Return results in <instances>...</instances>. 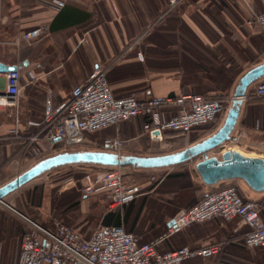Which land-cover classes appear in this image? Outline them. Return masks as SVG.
Listing matches in <instances>:
<instances>
[{"label": "crops", "instance_id": "obj_1", "mask_svg": "<svg viewBox=\"0 0 264 264\" xmlns=\"http://www.w3.org/2000/svg\"><path fill=\"white\" fill-rule=\"evenodd\" d=\"M263 10L264 0H176L174 3L170 0H68L58 12L42 0H0V62L23 65L18 101L21 135H0V171L8 167L15 171L6 179L0 178V185L22 172L24 162H31L21 146L25 137L36 131L28 123L41 120L46 97L50 95L52 105H61L71 88L83 81L95 65L106 68L110 88L117 97L142 88H148L152 95L188 92L217 95L218 91L233 90L235 61L242 59L246 52L264 54V33L252 37L256 32H251L262 29L243 25L252 12ZM38 25L46 27L39 38L20 39L22 32ZM262 61L264 57L249 67L246 61L247 67L239 76ZM29 70L35 76L32 81L27 78ZM253 85L247 88L232 134H244L235 145L254 151L248 155L264 157V98L253 95ZM36 102H41L40 107H36ZM145 120V116L139 115L102 129L105 137L100 145L105 147L106 138L117 137L125 140L121 153L148 155L159 151L164 139L186 147L215 131L188 143L190 134L200 132L205 125L186 136L170 131L143 135ZM54 146L55 143L41 142L43 151ZM209 156L215 155L210 151ZM195 163L190 165L187 161L171 166L174 170L152 187L146 186L148 182L142 184L134 200L115 208L120 225L133 232L140 242L161 235L179 210L201 198L210 189L208 186L221 182L205 184L195 170ZM191 168L194 172L189 173ZM182 172L188 176L175 175ZM223 181L232 182L245 198L264 197L253 198L256 194L264 195V190H252L242 179ZM70 189L73 186L59 191ZM261 218L264 221V205ZM91 231L81 233L88 236ZM245 231L247 226L239 218L216 217L170 235L158 249L223 242L220 255L213 260L216 264H250L245 257L259 248L244 245ZM195 259L201 258L190 260Z\"/></svg>", "mask_w": 264, "mask_h": 264}, {"label": "built area", "instance_id": "obj_2", "mask_svg": "<svg viewBox=\"0 0 264 264\" xmlns=\"http://www.w3.org/2000/svg\"><path fill=\"white\" fill-rule=\"evenodd\" d=\"M42 1L58 12L68 0ZM175 1L170 0L171 3ZM243 25L250 29L264 30V10L252 12L245 18ZM45 30V26H34L22 32L20 39L35 40ZM15 65V70L0 74L1 136L21 135L18 101L22 89L20 81L23 65ZM34 77L29 70L28 81ZM252 93L264 98V78L254 83ZM231 100L232 97L196 92L152 95L148 88L117 97L110 88L106 68L95 65L83 81L71 88L61 105H52L50 95L46 97L41 120L28 123L35 126L36 131L25 137L21 150L24 155L32 158L41 152L42 141L49 144L62 143L65 146L78 145L89 134L139 115L146 117L142 125L143 135L158 130L186 136L195 128L218 121ZM243 136V133H233L230 141L238 143ZM124 143L125 140L117 137L104 140L105 149L117 153L121 152ZM162 147H172L171 142L164 139ZM161 179L152 175L149 182H159ZM80 183L84 198L100 196L101 202H105L109 209L131 202L142 189L141 185L127 182L119 166L88 169L81 176ZM63 184L65 187L74 186L75 180L68 177ZM262 208L260 201L244 199L234 184H223L179 210L182 213L176 216L178 211L172 217L161 235L145 242L138 241L135 234L122 225L100 224L88 236H84L63 222L47 226L20 214L28 225L21 237L14 264H182L194 258L215 259L221 253L223 242H210L196 247L184 244L171 250H160L158 247L170 235L194 223L216 217L223 220L239 218L247 226L243 234L244 245L250 249L264 248Z\"/></svg>", "mask_w": 264, "mask_h": 264}, {"label": "rangeland", "instance_id": "obj_3", "mask_svg": "<svg viewBox=\"0 0 264 264\" xmlns=\"http://www.w3.org/2000/svg\"><path fill=\"white\" fill-rule=\"evenodd\" d=\"M251 32H256L254 33L255 35H252L253 37L263 34L264 30L262 29L260 32L252 30ZM244 33L246 34L245 31ZM242 56V59L235 61V80L238 79L241 71L247 67L245 64L246 61H249V64H247L249 67L255 60L260 61L264 57V54L253 55V53L250 54L246 52L243 53ZM223 95L228 98L232 97V90L223 91ZM43 103L44 102H42V104ZM36 104H38L36 107H40L41 102H36ZM224 114L225 113L221 115L217 122L206 124L200 132L190 134L188 137V143L200 136H204L216 130L221 124ZM104 137L103 131L100 130L88 135L84 142L78 145L65 146L62 143H58L57 147H53L49 151L41 150L38 155L31 158L29 164L24 162L21 167L23 166V169L25 170L37 160L63 150L105 149V147L100 145L102 138ZM171 145L172 147H161L159 151L148 152V154L167 153L185 147V145H180L179 142L171 143ZM236 149H239L246 154L254 153V151L247 150L242 146H236L231 141H226L222 146L212 150L211 154L220 158L222 151ZM196 160H198V158L189 161L190 165H193ZM79 165L82 164L65 165L45 171L4 197V203H0V264L15 263L21 237L28 225L27 221L20 214L44 225L51 222H63L83 234H86L101 224L100 215L105 212L107 208L106 204L105 202L99 201V196L83 197L79 186V178L86 170L90 169V167H82ZM172 168L173 167L160 169H133L132 167H121V172L127 182H133L138 185L148 182V185L146 186L152 187L158 183L156 181L149 182L152 175L158 179L164 178L168 172L174 170ZM14 171L15 170L10 169L9 167L0 171L1 180L6 179L7 176L10 177ZM68 177H73L75 180L73 189L63 192L59 191L65 187L63 182ZM261 196L264 195L256 194L253 198H259ZM263 250L264 249L259 248L255 251H251L245 259L250 262V264H264ZM213 260L214 259H195L187 261L184 264H215Z\"/></svg>", "mask_w": 264, "mask_h": 264}, {"label": "water", "instance_id": "obj_4", "mask_svg": "<svg viewBox=\"0 0 264 264\" xmlns=\"http://www.w3.org/2000/svg\"><path fill=\"white\" fill-rule=\"evenodd\" d=\"M27 62H25L26 64ZM15 64L0 62V72L15 70ZM264 78V61L245 70L236 80L232 100L219 127L206 137L182 148L160 154H127L107 149L63 150L45 156L16 176L0 185V202L9 193L20 188L45 171L65 165L82 164L104 167H132L134 169H160L201 157L195 163V170L207 185L219 181L242 179L252 190H264V157L244 155L237 150H224L221 157L209 156V152L230 140L237 124L243 98L247 88ZM216 96L215 92L210 93ZM158 130L152 134H159ZM179 211L176 216L180 215Z\"/></svg>", "mask_w": 264, "mask_h": 264}, {"label": "trees", "instance_id": "obj_5", "mask_svg": "<svg viewBox=\"0 0 264 264\" xmlns=\"http://www.w3.org/2000/svg\"><path fill=\"white\" fill-rule=\"evenodd\" d=\"M202 94H205V95H207L206 94V92H203ZM217 96H219V97H223L224 95H223V92H221V91H218L217 92ZM58 146V143H55V146L54 147H57ZM79 166H82V167H90V169H104V168H106V167H102V166H95V165H79ZM185 166V165H184ZM190 172H194V169L193 168H191L190 169V171H189V173ZM175 175H178V176H180V177H182V178H185V177H187L188 176V173L187 172H182V173H178V174H175ZM80 179H81V177L79 178V186H81V183H80ZM223 184H233L232 182H225V181H221V182H219V184L218 185H216V186H208V187H210V189L208 190V191H210V190H213V189H215L216 187H218V186H220V185H223ZM243 197V196H242ZM244 199H245V197H243ZM200 199V198H199ZM198 199V200H199ZM198 200H196V201H198ZM255 200H257V201H260L261 203H262V205H264V197H262V198H259V199H255ZM195 201V202H196ZM194 202V203H195ZM193 204V203H192ZM190 206V205H189ZM188 207V206H187ZM100 218H101V224L102 225H120V216H119V214L117 213V211H115V208L114 209H109V208H106V210H105V212L102 214V215H100ZM260 249H264V248H260ZM263 252H264V250H263ZM257 264H259V263H257Z\"/></svg>", "mask_w": 264, "mask_h": 264}, {"label": "bare ground", "instance_id": "obj_6", "mask_svg": "<svg viewBox=\"0 0 264 264\" xmlns=\"http://www.w3.org/2000/svg\"><path fill=\"white\" fill-rule=\"evenodd\" d=\"M237 151H239V152H241L240 150H238V149H236ZM242 154H244V155H247V154H245V153H243V152H241ZM250 156V155H249ZM19 214V213H18Z\"/></svg>", "mask_w": 264, "mask_h": 264}]
</instances>
